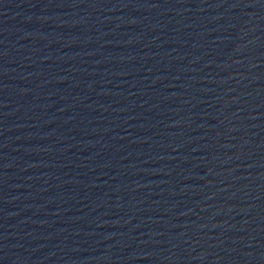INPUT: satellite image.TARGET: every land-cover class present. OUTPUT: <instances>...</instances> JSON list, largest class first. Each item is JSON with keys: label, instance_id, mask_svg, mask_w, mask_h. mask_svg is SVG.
Segmentation results:
<instances>
[{"label": "water", "instance_id": "water-1", "mask_svg": "<svg viewBox=\"0 0 264 264\" xmlns=\"http://www.w3.org/2000/svg\"><path fill=\"white\" fill-rule=\"evenodd\" d=\"M0 264H264V0H0Z\"/></svg>", "mask_w": 264, "mask_h": 264}]
</instances>
